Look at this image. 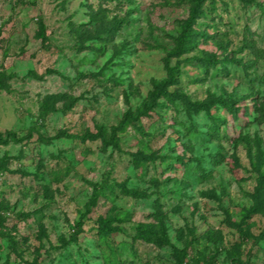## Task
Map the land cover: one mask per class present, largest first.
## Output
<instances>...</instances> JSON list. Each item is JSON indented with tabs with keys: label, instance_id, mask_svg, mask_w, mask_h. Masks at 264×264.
Returning <instances> with one entry per match:
<instances>
[{
	"label": "rangeland",
	"instance_id": "1",
	"mask_svg": "<svg viewBox=\"0 0 264 264\" xmlns=\"http://www.w3.org/2000/svg\"><path fill=\"white\" fill-rule=\"evenodd\" d=\"M169 1L105 5L125 22L103 42L87 38L97 33L89 8L98 0H0V133L29 136L0 144V264H264V213L242 231L231 223L252 204L255 167L264 171V121L253 120L251 107L253 97L264 98V0H215L196 24L215 35L218 43L205 49L225 59L228 73L195 82L199 70L182 66L179 86L192 100L208 92L245 98L249 117L213 111L226 116L230 140L213 137L206 114L190 118L180 108L129 126L121 150L60 135L109 132L140 105L152 79L165 77L164 49L155 45L171 46L165 34L187 8ZM40 21L44 42L36 37ZM244 44L261 51L258 59ZM56 93L74 98L70 109L41 114L43 98ZM238 136L245 139L234 144ZM136 149L158 158L135 167L127 152ZM94 182L102 195L87 212ZM122 182L147 197L124 195L116 186ZM99 216L113 218L115 232L99 235ZM76 222L82 232L73 240ZM149 223L156 234L147 241L137 228ZM161 224L170 244L156 243ZM177 250L184 251L181 263Z\"/></svg>",
	"mask_w": 264,
	"mask_h": 264
},
{
	"label": "trees",
	"instance_id": "2",
	"mask_svg": "<svg viewBox=\"0 0 264 264\" xmlns=\"http://www.w3.org/2000/svg\"><path fill=\"white\" fill-rule=\"evenodd\" d=\"M136 0H98L97 7L89 8V23L95 26L97 33L94 36L89 35L87 38L91 39L97 38L103 42H112L115 39L118 31L124 25L125 19L118 17L116 15L109 16V9L105 6L109 3H125L127 5L134 4ZM243 2L248 3L250 0H243ZM176 5H186L185 15L175 20V25L172 28L171 32L166 33L171 41V46L169 48L165 45L157 44L156 48L164 49L163 67L165 70V77L162 79H152L151 88L147 92L146 97L142 100L139 106L134 110L127 109L118 123L112 126L107 132L104 128L99 127L97 132L86 131L82 134H69L65 131H60V135L68 137L70 139H78L80 142L85 141H96L99 140L101 146L106 149L107 147H113L114 149L121 150V140L127 128L143 117H150L151 114H156L160 110L168 111L169 109H182L185 114L192 118L193 115L204 113L211 120L209 125L210 131L215 139H220L224 136L227 139H231L228 136L227 132V123L228 120L226 116H220L213 111L218 109L223 110L225 114H228L231 119L237 120L239 113H242L246 116H250L251 113H254L253 120L264 121V98L259 101L257 97L252 101V112L249 111L248 105H241V102L244 101V97L241 99H236L232 94L216 95L212 92H208L207 96L201 100H192L189 95L180 89V76L182 73V66L184 63H189L196 67L199 72L203 75L202 79H197L196 81H201L207 79L210 75H216L219 71L228 73V70L225 67V59L217 58L215 52H210L205 49V45L209 42L218 43L215 39L214 34H210L207 29L196 28L198 20L207 16V7L209 3L211 9H214L215 0H175ZM164 6H171L169 0H165ZM132 11H135L133 9ZM36 37L40 38L44 42L46 38L45 26L40 21L38 26V31ZM219 46V44H217ZM220 47V46H219ZM242 49L248 48L253 51L255 59H258L261 51L255 49L254 46L244 44ZM100 49V48H99ZM264 55V52H262ZM263 57V56H262ZM172 60L174 62L172 63ZM251 64L245 66L246 69L249 68ZM2 84L0 80V85ZM69 96L66 94H48L46 95L41 103L40 111L41 114H48L49 112L65 111L70 109L73 104L74 98L67 100ZM61 101H66L64 106L65 108H58L56 104ZM250 107V108H251ZM220 125H224L223 130H220ZM221 131V132H220ZM29 137V136H26ZM26 137L16 136L15 132L6 131L5 136L0 133V144H7L8 142L19 143L22 142ZM244 136H238L234 140V144H237L238 140H244ZM258 147V144L256 145ZM130 153L131 162L135 167H139L143 162L153 161L158 158L154 153H147L140 149H136ZM222 156L220 155L219 159L215 160V163H219ZM179 163H183V158H177ZM231 164L234 167H238V161L235 155L230 157ZM262 163V162H261ZM260 163V164H261ZM256 172V184L254 186L253 192L250 194L252 199V204L247 208L243 209V214L241 220L238 223H232V225L239 228L240 231L241 225L246 222L248 218L252 215L264 213V171H260V165L255 167ZM92 193L86 203V211L90 212L92 207L97 204L98 198L102 195L101 189L102 185L96 182L92 183ZM116 186L118 189L126 196L133 198L147 197V194L143 191L127 188L124 182L117 183ZM4 218L0 215V222H3ZM113 218L107 216H99L96 220L97 231L102 237L115 232L116 228L112 227ZM82 222H76V229L74 231L73 240H76V237L79 233L82 232ZM153 224H139L138 225V235L150 241V234H156L153 230ZM161 228V238L159 241H156L157 244H170L167 236L165 234V228L163 224ZM264 233L259 235V238H263ZM257 239V238H256ZM66 242H64L65 244ZM177 263H181L184 257L183 250H177L174 253Z\"/></svg>",
	"mask_w": 264,
	"mask_h": 264
}]
</instances>
